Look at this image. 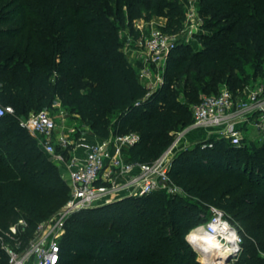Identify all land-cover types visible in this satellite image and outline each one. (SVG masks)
Instances as JSON below:
<instances>
[{
	"label": "trees",
	"instance_id": "1",
	"mask_svg": "<svg viewBox=\"0 0 264 264\" xmlns=\"http://www.w3.org/2000/svg\"><path fill=\"white\" fill-rule=\"evenodd\" d=\"M62 4L52 19L55 5L48 12L38 8L40 24L49 27L51 21L57 26L51 33L29 29L27 15L35 11L28 3L0 0V102L27 117L32 110L49 109L57 98L75 106L83 123L99 137L137 132L140 139L127 148L133 162L155 161L174 133L192 124L190 103L179 98L181 88L186 95L197 96L210 76L213 89L223 81L236 95L248 84L234 75L244 72V60L252 57L255 76L261 72L264 0H203L211 32L197 35L203 45L199 49L176 42L163 82L153 90L126 56L121 30L128 26L133 34L137 19L157 15L166 19L164 32L179 34L187 18L183 0H62ZM237 27L248 28L252 35L238 37ZM111 115H117L114 129ZM20 119L14 115L0 119V264H10L7 243L25 247L39 223L70 196L68 180ZM170 176L207 209L210 205L224 209L240 228L244 243L246 238L250 245L257 241L264 253V210L253 208L247 198H264V140L236 145L215 137L197 142L175 156ZM135 200L147 210L165 206L167 219L159 222L154 213L133 217L136 209L129 208L128 218L107 224L101 222L98 207L80 210L66 223L58 264H203L187 239L200 221L190 215L186 198L165 200L156 191ZM258 259L264 264V257ZM235 264L249 263L239 257Z\"/></svg>",
	"mask_w": 264,
	"mask_h": 264
},
{
	"label": "built area",
	"instance_id": "2",
	"mask_svg": "<svg viewBox=\"0 0 264 264\" xmlns=\"http://www.w3.org/2000/svg\"><path fill=\"white\" fill-rule=\"evenodd\" d=\"M162 26L153 24L150 35L140 45L146 63L139 71V77L145 85L146 81L149 84L157 83L156 88L162 84L163 78L154 72L151 63L167 64L178 35L164 32ZM244 97L242 106L234 111L235 96L227 84H223L218 93L203 96L192 108V124L179 131L164 152L150 163L130 160L127 148L140 139L137 132L112 133L109 137L91 142L83 137L73 139L69 133L62 131L49 109H41L21 118V126L39 138L42 150L54 162L65 165L70 196L62 210L39 223L34 237L25 247L7 243L10 264H58L60 240L66 232L70 216L100 202H109L115 194L143 196L156 191L169 192L174 187L181 190L173 182L170 170L173 159L184 146L183 137L188 129L203 127L210 132L211 138L224 137L240 145L241 130L239 121L233 118L234 114L246 110L257 111V125L264 140V84L257 88L247 85ZM15 114L13 105L0 102V119ZM79 149L85 151L82 159L75 155ZM209 210L208 220L194 229L201 228L216 237L229 255L241 253L244 239L240 228L232 223L224 209L210 205ZM20 222L25 224L23 220Z\"/></svg>",
	"mask_w": 264,
	"mask_h": 264
},
{
	"label": "rangeland",
	"instance_id": "3",
	"mask_svg": "<svg viewBox=\"0 0 264 264\" xmlns=\"http://www.w3.org/2000/svg\"><path fill=\"white\" fill-rule=\"evenodd\" d=\"M5 2L10 1V0H3ZM25 3H28L32 10L35 11L34 15H27L29 19V29H40V30H47L49 32H54L57 26H54L51 24V21L49 23V27H45L42 24H40V20H42L41 17H38L37 14L40 13L42 10L38 8H42L45 11H49V9L55 5L57 7V10L53 13H50V19L57 14L60 10H62V0H22ZM184 3V10L186 13V21H185V27L183 31H181L177 37H176V42H180L182 44H188L194 49H199L201 48L202 42L201 40L197 37L198 34L201 33H210L211 31L206 28L207 24V18L206 16L203 15V0H183ZM44 6V7H42ZM30 10V7L28 11ZM162 20H160V16L157 15H152L150 19L144 18V22L141 24H138L135 21L134 27H135V33L132 34L130 28L128 26L123 27L121 30V38L123 41V47H124V52L126 56L128 57L129 61L131 63H137L138 68H135L137 72L141 70L143 66H145V56L141 54L140 48L138 47L139 40L142 42L145 40L146 37H148L151 33L152 26L153 24L155 26H161ZM31 22H34L35 25H31ZM139 25H141V29H139ZM238 29V34L240 36L244 34H250L248 28H242V27H237ZM244 29H246V33H244ZM53 36V34H51ZM252 35V34H250ZM252 54V53H251ZM251 56V55H250ZM250 57L247 60L243 61V66H244V72L242 73L241 71H234V75H237L238 77H241L247 81V85L252 88H257L259 86H262L264 84L263 80V74H264V58L261 61V72L259 75L256 77L255 76V68H254V60L251 59ZM151 67L154 70L155 73H158L163 79H164V73L166 69V64H161V65H155L151 63ZM185 80V77L183 78ZM212 78L208 76V80L206 84L202 85L198 89L197 96L194 95H186V93L182 90V86L178 84V87L181 88L179 98L183 101H188L190 103V107L193 108L197 102L205 95H208L209 93H218L222 86H223V81H220L216 84V88L213 89V83H212ZM145 82V81H144ZM148 87L153 90L157 86V83L155 84H149L147 81L145 82ZM246 94V88L245 90L241 91H236L235 96V106L233 110H237L239 107L242 106V99L245 98L244 95ZM49 110L51 112V115L56 117L58 127L66 132L69 133L71 138L77 139L79 137H83L84 132H89L91 131L89 126L85 125L80 117V114L77 112L75 106L73 105H65L61 100L59 99H53L52 103L49 107ZM36 112L34 110L30 111V113ZM252 113L255 115V120L254 123L252 122L251 125L246 126V123L241 122L239 124V128L241 130V139L239 141V144H248L251 141H255L258 144L262 143L263 139L261 138V133L258 129V119H259V112H253ZM14 116H17L19 118H23L24 116L22 114L16 113ZM258 117V119H257ZM116 118L117 115H111V126L112 129L115 128V123H116ZM190 125H187L185 127H181V129L177 130L174 133V137L177 135L179 131H183ZM247 128L249 132H244L243 129ZM205 130L203 127H194L190 129L187 132V138L188 137H196L198 136L199 138L202 137V134ZM36 141H38L39 144V138L35 135H32ZM211 138V134H208L207 132L204 134V140L206 141ZM201 142V141H198ZM197 143V142H195ZM195 143H191L190 145H184L182 149H185L189 146H192ZM253 143V142H252ZM52 160V159H51ZM52 162L57 165L61 171V173L64 175L66 179L67 178V169L64 164L61 163H56L52 160ZM157 193L161 196L162 199H169L173 198L175 196H182L186 198L190 202V207L187 208L189 211L190 215L194 217L196 220H199L200 223L198 226L203 225L209 218L210 215V210L206 208V205L201 202L200 200L196 198L190 197L188 194L183 192L182 190H175V187L172 191H157ZM138 196L135 195H127V196H121L118 194H115L113 198L109 202H100L97 204L95 207H98V213L99 216H102L103 218L101 219V222L111 224V223H117L119 221H122L124 218H128V209L129 208H135L136 212L133 215V217H138V215L145 216V215H150L151 213H154L155 215L158 216L159 222L167 219V212L165 210V206L162 207H157L154 209H143L142 207L137 205V198ZM248 201L254 203L252 205L253 208L259 209V210H264V198L260 196H248ZM127 199V200H124ZM67 202L59 209L56 210L55 213L59 212L62 210ZM165 207V208H164ZM130 214V213H129ZM234 215L232 214V220L234 221ZM197 226V227H198ZM194 230V229H193ZM191 230L189 234L187 235V239L189 240L191 246L195 250V254L197 259L202 262L203 264H207V260L204 258V252L194 243L192 242L190 238V234L193 231ZM247 239V238H246ZM245 239V243L243 245V249L241 253L233 256H229L227 260L225 258H220L216 257V261L218 262L217 264H235L238 261L239 257H243L249 264H259V259H262L264 257V253H261L259 250L260 243L255 241L253 242V245L248 244V241ZM256 255V256H252Z\"/></svg>",
	"mask_w": 264,
	"mask_h": 264
},
{
	"label": "crops",
	"instance_id": "4",
	"mask_svg": "<svg viewBox=\"0 0 264 264\" xmlns=\"http://www.w3.org/2000/svg\"><path fill=\"white\" fill-rule=\"evenodd\" d=\"M160 20L162 25H164L166 23V19L164 17H160ZM136 22L138 24H141L142 22H144V18H141V19H137ZM139 29H141V25H139ZM139 44H138V47L140 48V45H141V41L139 40L138 41ZM141 51H139L140 53ZM133 66L135 68H138V64L135 62V63H132ZM255 112V111H253ZM235 120L239 121V124H241V122L243 123H246V126L248 127L249 124L251 125V123L253 122L254 123V120H255V115L252 113V111L250 110H246V111H241V112H237L234 114V117H233ZM258 119V117H257ZM192 129V128H191ZM205 131L203 132L202 134V137L199 138L198 136L196 137H188L187 138V132L190 130H186V132L184 133V137H183V141H184V145H190L191 143H195V142H198V141H202L204 140V134L207 132L208 134H210V132L206 129V128H203ZM244 132H249V130H247V128L245 127L243 129ZM83 138L87 141H98L99 139H101L102 137H99L98 135H96L95 133H93L92 131H89V132H84L83 133ZM75 155L79 158H84V155H85V151L83 149H79L75 152Z\"/></svg>",
	"mask_w": 264,
	"mask_h": 264
},
{
	"label": "bare ground",
	"instance_id": "5",
	"mask_svg": "<svg viewBox=\"0 0 264 264\" xmlns=\"http://www.w3.org/2000/svg\"><path fill=\"white\" fill-rule=\"evenodd\" d=\"M190 239L204 252L205 259L211 264L218 263L216 257L226 259L229 256L222 242L213 235L202 231L201 228L194 229L190 234Z\"/></svg>",
	"mask_w": 264,
	"mask_h": 264
},
{
	"label": "water",
	"instance_id": "6",
	"mask_svg": "<svg viewBox=\"0 0 264 264\" xmlns=\"http://www.w3.org/2000/svg\"><path fill=\"white\" fill-rule=\"evenodd\" d=\"M229 256H231V255H229ZM229 256H228V258H229ZM207 264H211V263L207 262Z\"/></svg>",
	"mask_w": 264,
	"mask_h": 264
}]
</instances>
